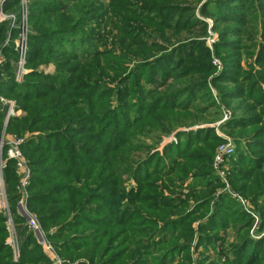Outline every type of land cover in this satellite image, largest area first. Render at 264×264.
<instances>
[{"label":"trees","instance_id":"1","mask_svg":"<svg viewBox=\"0 0 264 264\" xmlns=\"http://www.w3.org/2000/svg\"><path fill=\"white\" fill-rule=\"evenodd\" d=\"M33 1L31 15L36 18L32 20L34 28L32 27L33 30L28 36L27 67L30 71L21 83L15 79L18 56L14 43L3 44L7 24L0 27L2 58L0 95L14 98L26 111L24 117L10 119L6 132L17 135L27 131L39 132L37 136L27 139L22 145L24 154L30 160L32 171L27 187L28 210L37 216L45 231L49 232L50 228L56 227L50 239L58 253L60 249L61 255L73 261L78 254H81L80 259L86 257L88 264H97L100 252L98 249L105 246V251L100 252L102 262L99 264H120L121 261L127 264L128 252L124 248V243L117 242L119 234L117 229H113L122 227L121 222H123L125 226L122 231L125 234L140 235V240L136 241L129 236L127 238L128 241L133 242L129 243L128 247L136 246L132 249L133 264H175V262L190 264L191 255L189 251H184V244H180V241H184L187 245L192 241L193 230L189 223L195 214L187 213L185 206L178 208L176 204H174L175 209L167 211L170 209V204L175 203L171 201L173 199L164 198L163 193L153 192L150 189L153 177H162L170 183L172 176L178 174L180 168L178 172L177 169L171 170L172 165L167 166L166 162H162L159 153L154 154L150 159H147V155L143 159H138L137 154L130 152L128 146L136 133L141 134L146 131H136L137 127L143 129L141 124L144 123L147 130L153 125L154 127L171 126L166 130L169 131L172 126L175 128L180 124L178 122L182 119L181 109H190L199 95L209 94L207 76L214 71L211 61L202 64L194 62L196 59L194 55L197 54L193 51L194 43L198 40L186 42L192 36L191 32L194 29L197 30L204 25L201 21L196 23V18L194 19L196 27L192 20L187 22L185 14L190 11L183 13L186 6H183L185 8L178 6L180 2H174L176 0H146L147 2L143 0L141 3L152 5L147 7L134 4L125 7V12L128 11V7H132L134 13L142 9L139 17L143 21H150L157 27L163 28L169 35H173L174 39L183 34L190 37L179 40L178 44H182L177 47L176 40L153 35L149 37L146 29L131 20L121 24L124 30L126 29L125 36L130 41L122 39V44H117L123 51L120 60L135 61V65L131 69L125 64L128 75H123L121 84L124 87L120 88L117 83L114 88L118 87L111 99L116 97L119 109L112 110L115 118L108 132L105 123L100 121L101 118L93 114L95 109L103 105V99L113 92L108 94L110 86L93 81L98 77L93 72L91 74L94 76L88 73V69L92 70V66L89 68L87 64L89 59L99 57V51L93 49L90 41L85 40L83 36L68 33V40L71 37L72 41L79 43L81 47L78 50H64L61 53L66 54L68 60L75 64L62 65L63 71H60L61 62L57 60V72L54 75L44 74L37 69L40 63L48 64L50 61L39 39H50L43 36L48 33L47 31L67 29L63 24H69L60 20L59 13L67 12L70 8L69 4L76 2L84 4L85 1ZM166 1L174 5L168 6ZM18 3L19 0H11L7 4V9L17 7ZM112 3L113 1L110 2V6ZM59 4L63 6L60 8ZM120 8L114 6L115 10ZM147 11L149 13L145 14ZM177 11L179 13L175 14ZM207 11L221 20V29L227 27L222 32L221 43L231 44L229 42L231 38L236 42L231 45L235 52H228L229 54L226 55L221 77L213 78L215 85L219 83L225 85L227 90L221 98L226 101L227 106L230 105V101H237L230 107L234 111L231 118L222 125L223 130L235 139L236 149L227 162L230 192H222L221 201H218L221 207L224 206L221 208V218H218V214L214 215L200 227L202 241L199 246H203L204 250L200 254L199 264H264V237L254 238L251 235L249 230L252 220L243 209V203L238 199L241 197L245 201H252L258 207L262 216L260 231H263L264 207L263 203H260L264 202V0L212 1L204 8V12ZM76 28L73 23L68 26L72 33H75ZM129 28L138 34L130 36ZM18 33L17 31V35ZM156 38L162 39L161 44ZM57 39V34H54V39L51 40L53 47H71V40L67 42L64 38ZM163 39L173 44L164 43ZM67 43L68 45L65 46ZM250 47L257 48V53L253 56L254 61L247 64L250 70L248 71L241 66V57L243 53L250 57L253 55L249 51ZM35 60L41 62L34 65ZM255 65L257 69L253 67ZM173 79L177 81V85L161 93L160 90ZM73 84L88 89L89 109H86V103L83 106L85 112L80 118L82 121L77 123L79 126L74 128L64 125L60 129L59 118L63 113L59 112V108L64 109L66 106L64 101L73 96ZM202 109L194 107L197 111ZM158 113H170L171 116L167 121H161L156 116ZM4 118L5 113L0 108V138ZM82 127L88 131L87 134L77 133ZM195 132L181 136L182 139H186L184 147L178 144L175 147L168 145L164 148L165 153L175 157H181L183 154L189 165H197V158L190 154L191 148L196 146L190 145L191 139L194 140L196 137L202 140L207 133L204 132V136H200ZM211 132L208 136L209 141L204 144L203 151L199 154L203 164L195 168L206 170L203 174L197 175L198 183H202L204 189L218 185L217 178L213 180L212 161L215 150L223 139L220 140L212 130ZM90 136L98 137L94 146L86 145L88 143L86 140ZM159 161L161 164L158 165ZM183 165L185 164L182 162L181 167ZM164 167H167L166 170H163ZM210 173L212 175H209ZM125 176H131L137 182V186L128 192L124 190L121 180V177ZM209 176L211 178L207 180L205 177ZM4 180L13 222L18 227L21 237V249L20 257L15 261L13 250L7 243L9 236L7 217L0 210V264H50L51 260L47 257L43 246L28 227L26 217L18 211L21 198L20 175L17 174L13 159L7 160ZM59 180L62 184H59ZM186 181L187 177L183 176L172 185L177 188L184 186L193 195L195 187ZM223 186L225 187V184L221 181V187ZM232 193L237 196H233ZM66 194L67 198L61 200L60 195ZM172 197L177 200L181 198V194L179 192ZM87 201L97 203L85 206ZM122 203L124 206L117 208ZM166 203L168 205L164 207ZM205 206L206 203L201 204L199 210L204 211ZM79 209H83L79 216L71 218L73 212ZM118 217L121 218V222H118ZM230 227L235 233H229ZM108 235L110 236L108 242L113 239L110 243L118 244L114 246L105 244L102 239ZM232 236L233 239L230 240ZM107 249L110 251L107 252ZM210 249H213V255L207 253ZM182 252L187 256L186 258H183Z\"/></svg>","mask_w":264,"mask_h":264},{"label":"rangeland","instance_id":"2","mask_svg":"<svg viewBox=\"0 0 264 264\" xmlns=\"http://www.w3.org/2000/svg\"><path fill=\"white\" fill-rule=\"evenodd\" d=\"M10 1L11 0H0V27L3 24H7L6 33H5L6 38H5V42L3 41V44L9 45L10 43H14V47L16 50V41L19 39L20 33H24L25 31H27V34L29 36V34H31L30 31L33 30L32 20L36 17L31 15L32 13L31 4H33L34 2L33 0H19L17 7L7 9V4ZM69 1L76 2L78 0H69ZM84 1H85L84 4H79L76 2L71 5L68 3L70 5L69 10L67 12L62 11L59 13V17L61 21H66L69 25L73 23V26L75 25L77 27L75 29V33H72L71 31H69L70 30L68 29L69 25L67 24H63V26L67 28L65 30L58 29L55 31H52V30L47 31L48 33L44 34L43 36L50 38V39L40 38L39 40L42 41V44L45 49L44 52L47 53V56L50 58L49 59L50 63L49 62L48 64L45 62L40 63L41 61L35 60L33 64L37 65L38 63H40L37 66V69L47 75L48 74L54 75L57 72V64H56L57 60L61 62L59 64L60 71H63L61 68L62 65L69 64L67 66H72L75 64V63L72 64L68 60V56L61 52L64 50L69 51L71 49L78 50L81 47V45L77 42H73L72 38L69 37V40H71L72 42L71 47H68L67 46L68 43H67L65 45L67 46L66 48H63L60 46L55 48L51 44L52 43L51 40L54 39V34H57V38H58L57 40H62L64 38V40L67 42L69 41L68 36H67L68 33L74 34L76 36H83L85 40L90 41L93 44V49L99 51L98 53L99 57H92L89 59L87 64L89 68L92 66L91 67L92 70L88 69V73L91 74V72H93V74L98 77L96 79H93V81H96L99 84H107L110 86L108 94L113 92L111 93V95H108L106 96V98L103 99V102H102L103 105L95 109V113L93 114V116L101 118L100 121L105 123V126L108 132H110L109 127L113 122V118H115V116L112 114V110L119 109V102H117L116 97L114 96L111 99V96L116 94L118 87L116 89L114 88L117 85V83H118V86H120V88L124 87V85L121 84V81L124 79L123 75L125 76L128 75V69H126L125 64H128L127 67L131 69L135 65L134 64L135 61H126V60L121 61L120 60L121 56L123 55V51L120 50V47L117 44H122L121 43L122 39L126 41L127 40L130 41V39L125 36L126 29L124 30L121 24L125 22L126 20H131L132 22H135L139 26H142L143 29H146L147 33H149V37L153 35L154 37L155 36L164 37L167 40L169 39L176 40L175 46L177 47L182 44V43L178 44L179 40L184 39V38L187 39L190 36L183 34L181 37H177L176 39H174V36L169 35L168 31L164 30L163 28L157 27L155 24H153L150 21L149 22L143 21V19L139 17L140 16L139 12L140 11L142 12V9L139 10L138 13L137 12L134 13L133 12L134 9H132V7H128V11L125 12V7L133 6L134 4H142V6H147V7H149V5H152V4L141 3L143 0L141 1L139 0H84ZM111 1H113V3L110 6ZM137 1H139V3H137ZM212 1H218V0H176L174 1V2H180V5L178 6L182 8H185L183 6H186V9H184L183 13L185 11H190V13L185 14V17L187 18V22L192 20L191 22L194 23L193 25L195 27L197 25L196 23H199L200 21H201V24L204 25L197 30L194 29L193 32H191L192 36L186 42L192 41L193 39L198 40L197 42L194 43L193 51L197 52V54L194 55L196 56V59H194V62L202 64V62L209 63V61H211V65L213 66L214 71H212L207 76V83L209 85V94L205 96L199 95L200 97L197 99L196 102H193L192 107L190 109L188 110L181 109L182 119L179 120L178 122L180 124H178V127H175V128L172 126V129L169 131H166V130L170 129L171 126L170 127L169 126L154 127L153 125V126H150V128L147 130V128H145L144 126V123L141 124L143 129H138L137 127L136 131L138 132L140 130H146V131L141 134L136 133L133 136L128 146L129 151L134 152V154H137L136 157L138 159H143L146 157V155L148 156L147 159H150L151 156H153L156 153H159L160 155L159 154L158 155H159V158H162V162H166L167 166H169L170 164L172 165L170 168L171 170L177 169V172H178L180 168L179 173L172 176L170 183H168L167 179H163L162 177L161 178H158L156 176L153 177L151 179L150 189H152L153 192L163 193L165 196L164 198L173 199L171 201L175 203L170 204V209L167 211H170L171 209H175L174 204H176L178 208L185 206L184 209L187 213L190 212V214H195L190 219L191 221L189 223L192 226V230H193L192 241L188 243V245H191V246H188L187 243H185L182 240L180 241V244H184V247H185L184 251H189V255H191L190 264H199L200 254L204 250L203 246H199L200 242L202 241L200 238L201 237L200 227L202 225H205L206 220L210 219L214 215L218 214V218H221V208L224 206L222 205L221 207V203H218V201H221L220 198H221L222 192H230L228 190L230 183H229V179L227 178V172L229 168L227 165L224 167V169H222V166L219 168H216L215 161H214L215 154H214V158L212 161V167H213L212 174H213V180L214 178L215 179L217 178L218 185L216 187L212 186V187L204 189V185L202 183H198L199 179L197 178V175L203 174L204 172H206V170H201V169L196 170L198 166L203 164V159L199 158V154L202 153L203 151L202 148L204 144H206L209 141L210 138L208 136L211 135L212 133L211 130L220 140L222 138L223 142L228 141V142L234 143V145L236 144L235 139L231 135H229L226 131L223 130L222 125L231 118L234 111L231 110L230 107L236 104L235 102L237 101H230V105L227 106L225 104L226 101H224L221 98V95L225 93V90H227L225 88V85L222 83L215 85L213 83V81L215 80L213 78L217 76L221 77V73L223 72L224 67H225L224 62L226 61V55L229 54L230 52H235V50L233 49L231 45L236 44V42L234 38H231L229 39L230 40L229 42H231V44L221 43V40H222L221 38L223 37L222 32H224L227 27H224L223 29H221V20L216 19L213 15H210L209 11L204 12V8H206L207 4ZM166 2L169 4L168 6L174 5V3L170 4V1H166ZM48 4H51V3H48ZM55 4L57 6V3ZM120 5H121V8H120ZM59 6L61 8L63 5L59 4ZM114 6H118L120 9L115 10ZM148 13L149 12L147 11L145 14H148ZM178 13H179L178 11L175 12V14H178ZM195 18H196V23L194 22ZM83 20H89V21L84 22ZM183 20H186V19H183ZM257 26L259 29L260 24L258 23ZM70 28L72 27L70 26ZM17 31L19 32L18 35H17ZM130 33H131L130 36H134V34H138L132 29H130ZM156 40H158L159 44H161V40H162L161 38H156ZM163 42L165 43L167 41L163 39ZM167 44H173V43L167 42ZM27 48H29L28 43H27ZM170 49H173V48H170ZM160 51H162V49H160ZM249 51L253 54L251 57L249 55L246 56L245 53H243V56L241 57L242 58L241 66L248 71L250 70L248 69L247 64L251 61H254L253 56L254 54L257 53V48L250 47ZM17 56H18V59H17L16 68H15V77H16L15 79L18 83H21L23 82L24 76L30 71V69L27 67L28 49H27L26 59L22 64L21 69H22L23 74L20 77V79H17V76H18L17 71L19 68V61H20L19 60L20 55L18 52H17ZM1 59L2 58L0 56V61ZM215 61L220 62V64L218 65L214 64ZM115 66H118V67L115 68ZM253 67L257 69V65ZM176 82L177 81L175 79L171 80L170 82L168 81L167 86L163 87V89H161L160 92L164 93L169 90L168 88L172 89L173 87L177 85ZM230 87H232V85H230ZM73 88H74L73 96L71 98L66 99V101H64L66 102V106H64L65 107L64 109H66V111H63L64 109L59 108V112L63 113V115L59 118V128L60 129H61V126H64V125H68L74 128L79 126L77 125V123H80L82 121V119L80 118L83 115V112H85V110L83 109V106L86 103H87L86 109L87 110L89 109L88 98H87L88 89L87 88L83 89L80 87V85H77V84H73ZM73 100H75V102H73ZM132 103H135V102H132ZM113 106H114V109H113ZM10 107H12L13 109V114L10 115L9 118H7L8 108ZM194 107H196V109H199V108H203V109L201 111H197V110H194ZM0 108L5 113L1 138L11 137V135H14V134L6 132L7 125L10 119H12L13 117L22 118L26 115V111L18 105L17 101L14 98H9V97H6L5 95H0ZM80 108L81 110L79 111ZM221 114H222V117H221ZM156 116L160 118L161 121H167L171 115L170 113L168 114L158 113ZM79 132H84V134L88 133L85 127H82V129H80V131H78L77 133ZM192 132H195L197 133V135H200V136H204V132L205 134L207 133L203 137L202 140H198L196 137L194 139L195 141L191 139L190 145L193 144L196 146H193L191 148L190 154L194 156L195 158H197L198 160L197 165H189L186 162V158L183 156V154L181 157L180 156L175 157L171 154L165 153L164 148L168 145H170V147H175L178 144L179 146L181 145L182 147H184L183 144H185L186 139H182L181 136L184 137V135L191 134ZM38 133L39 132L37 131H32V132L27 131L24 134L18 135V136L24 137L26 138V140L27 139L29 140L30 138L37 136ZM181 133L183 134L180 135ZM97 139L98 137H95V138L93 136L88 137V139L86 140L88 143H86V145L94 146V143ZM235 149H236V145H235ZM215 153H216V150H215ZM23 155L26 158L28 164L30 165V160L27 158L24 152H23ZM182 162L183 164H185L183 165V167H181ZM159 164H161V161H159L158 165ZM15 165H16L17 174H19L16 161H15ZM166 168L167 167H164L163 170H166ZM160 173L162 174L163 172H160ZM212 174L210 173L209 175H212ZM3 175H4V172H3ZM183 176L187 177V181H186L187 183H190L192 186L195 187V189H193L195 190L193 192V195L191 191H188V189L186 187L184 188V186H182V188L180 186L179 188H177V187H174V185H172L173 182H175L176 180H180ZM205 178L208 180V178H211V177L209 176ZM121 180H123V188L127 192L130 191V189L137 186V182L131 176L121 177ZM221 181L225 184V187L224 186L221 187ZM59 184H62V181L59 180ZM179 192L181 194V198L176 200L175 198L172 197L173 195H176ZM60 196H61L60 197L61 200L67 198V194L64 196L62 195ZM167 196H171V197H167ZM238 199L241 203H243L244 205L243 209L246 211L247 215L252 220V224L249 230L251 235L254 238L264 237V230L260 231V225L262 223V216H261V213L258 207L252 201H249V200L245 201L241 197ZM96 203H93V202L89 203V201H87L84 205L87 206V205L96 204ZM123 203L120 206L118 205L117 208H121V206H124ZM168 203H166L164 207L167 206ZM203 203H206V206H205L206 209L204 211L199 210L201 207V204ZM262 203L264 207V202H261L260 204ZM82 211L83 209L75 210L70 217L75 218L76 216H79V214ZM128 212H131V211H128ZM143 212L145 213L144 210ZM159 220L160 219H158V221ZM118 222H121L120 217H118ZM159 222L161 223L162 221H159ZM121 223L123 224L122 227L118 226L113 229H117V232L119 234L117 237L118 238L117 242L121 244L124 243V248L128 252L127 253V264H130L134 261V256H132V249H135L136 246L132 245L128 247L129 243H133V242L128 241L127 238L129 236L134 241H136V240H140L139 239L140 235L133 234V233L125 234L122 231L124 230L125 225L123 222ZM15 229L17 231L18 238L21 244V237H19L20 235L19 229L18 227H16ZM52 229H53V233H55L56 227L50 228V231ZM228 231L231 234L235 233L234 229L231 227L228 228ZM49 232H47V236H48L49 242L53 244V242L50 239V236L53 235V233L49 234ZM219 235L221 236V234ZM109 238L110 236L108 235L105 239L103 238L102 240L105 242V244H109L111 246L118 244L117 242L110 243L113 239H111V241L108 242ZM232 239H233V236L230 238V240ZM54 248H55L57 255L59 256L60 264H80V263L88 264V259L86 257H83L85 259H80L81 254H78L76 259L73 261L61 255L60 249L58 253L55 246ZM98 250L100 252L105 251V246H101V248H99ZM108 251L110 250L107 249V252ZM100 252L97 258V262H98L97 264H99V262H102V259H100ZM111 253L113 252L111 251ZM207 253L209 255H213V249H210ZM46 255L48 258L50 257L47 253ZM182 256L183 258L187 257L185 256L184 252H182ZM14 260L17 261L18 259H15L14 257ZM120 264H123L122 261ZM175 264H178V263L175 262ZM185 264H188V262H186Z\"/></svg>","mask_w":264,"mask_h":264},{"label":"built area","instance_id":"3","mask_svg":"<svg viewBox=\"0 0 264 264\" xmlns=\"http://www.w3.org/2000/svg\"><path fill=\"white\" fill-rule=\"evenodd\" d=\"M27 43H28V34L27 31L24 33H20L19 39L16 41V50L20 55L19 68L17 71V79H20L22 76V64L26 59L27 55ZM214 64L218 65L220 62H214ZM8 116L13 114L12 107L8 108ZM26 138L11 135V137L1 138L0 140V210H2L7 217V226L9 231V236L7 238L8 245L12 248L15 259H18L20 255L21 244L18 238V234L16 231V226L13 222L12 213L10 210V205L7 197V193L5 191V181H4V168L7 165L8 159H13L16 161L18 166V173L20 175V192L21 198L18 204V211L24 217H26L28 221V227L35 233L39 243L43 246L46 253L50 256L51 264H60L59 256L57 255L54 245L49 242L47 232L41 226L36 215L32 214L27 208V202L29 193L27 187L31 178V166L28 164L26 158L23 155L22 145L25 143ZM5 153V155H4ZM235 153V145L231 142H223L220 143L216 149L215 153V167L219 168L222 166V169L227 165L229 159ZM5 156V159H4ZM224 173V172H223ZM233 194V193H232ZM233 196H237L233 194ZM53 233V229L49 232V234Z\"/></svg>","mask_w":264,"mask_h":264}]
</instances>
